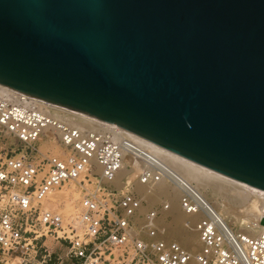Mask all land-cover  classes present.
<instances>
[{"label": "water", "instance_id": "1", "mask_svg": "<svg viewBox=\"0 0 264 264\" xmlns=\"http://www.w3.org/2000/svg\"><path fill=\"white\" fill-rule=\"evenodd\" d=\"M0 83L264 191V0H0Z\"/></svg>", "mask_w": 264, "mask_h": 264}, {"label": "built area", "instance_id": "2", "mask_svg": "<svg viewBox=\"0 0 264 264\" xmlns=\"http://www.w3.org/2000/svg\"><path fill=\"white\" fill-rule=\"evenodd\" d=\"M73 113L82 114L0 83V131L24 145L0 160V264H50L49 236L67 245L59 264L64 258L72 264H264V233L225 226L182 179L174 152L116 124ZM48 139L60 144L59 152H44L40 143ZM127 159L141 164V183L166 180L182 190L183 211L200 214L184 219L198 235V250L170 238L168 199L146 208L127 178L122 188L113 183ZM72 181L81 186L75 215L66 219L42 206L54 189ZM263 219L264 198L261 224Z\"/></svg>", "mask_w": 264, "mask_h": 264}, {"label": "bare ground", "instance_id": "3", "mask_svg": "<svg viewBox=\"0 0 264 264\" xmlns=\"http://www.w3.org/2000/svg\"><path fill=\"white\" fill-rule=\"evenodd\" d=\"M70 113L72 114V112ZM73 115L82 120H88L89 117H91V115L85 113H73ZM41 146L43 149L49 148L54 152H57L58 149H60V144H58L55 139L43 141ZM172 157L173 161L177 163L179 173L181 177H183L182 179H184L198 192L203 200L212 208L215 216L218 217L225 226H227L230 230L232 229L226 221L223 212L228 213L231 219L242 227V231L249 232L251 235L264 233V225L260 223V207L264 198V192L262 190L240 181L242 182L241 184L240 182H237L239 180L232 177L230 178L237 181L235 182L232 179L218 176L215 174L217 171L214 172L215 170L212 171V169L198 164L177 153H172ZM141 170L142 166L140 163L127 159L124 168L120 171L113 183L117 187L122 188L124 186L122 179L127 178L129 182L134 184V190L150 203H154V198L157 197L159 199V197L165 195L171 203L170 213L172 214L171 216H173V220L176 224L180 223L183 217L191 216L195 219L200 216L199 213L187 215L182 208L180 209V197L182 190L178 186H172L166 180H162L153 186L141 183L138 179ZM96 171L101 172V169L98 167ZM90 187H92V185H90ZM80 188L81 186L78 182L72 181L65 189H54L48 197L42 201V206L52 209L57 208L58 212L68 219L75 215L78 211ZM208 189L216 195L223 192L226 194L228 203L226 202L227 205H225V211L224 209H222L223 211H220V208L218 210V207L213 205L206 197L204 190ZM175 200H178L179 203H176ZM172 235L178 237V241L183 243L190 250H198L200 247L199 238L195 232L178 227L172 230Z\"/></svg>", "mask_w": 264, "mask_h": 264}, {"label": "rangeland", "instance_id": "4", "mask_svg": "<svg viewBox=\"0 0 264 264\" xmlns=\"http://www.w3.org/2000/svg\"><path fill=\"white\" fill-rule=\"evenodd\" d=\"M42 144L43 143L41 141L40 146ZM23 149H24V145H22L18 141L17 138H15V137H13V136H11L9 134H6V133L0 131V160H2L3 158H5L6 155L16 154V153L20 152ZM47 151H53V150L52 149H49V148L48 149H44V152H47ZM59 151H60V149H58V152ZM214 172H216V171H214ZM215 174H217L218 176H223V177L228 178V179H232V178H230L228 176H225L223 174H220L218 172H216ZM232 180L235 181V182L237 181V180H234V179H232ZM237 182H240V181H237ZM240 183L242 184V182H240ZM70 184H71V182H68L65 185H63L62 187L57 188V189H59V190L65 189ZM109 184H111V183H109ZM204 194L206 195V197L210 200V202L213 205H215V206L218 207V210L220 208V211L222 209H224L225 208V205H227V203H228V200L226 198L227 196H226V194L224 192L221 193V194H219V195L218 194L216 195L213 192H211V190L208 189V190H204ZM157 199H158L157 197L154 198V203H150V202L147 201V203L145 204L146 208L151 207V206H158V205H160V203L163 200H165L167 198L165 197V195H163V196L159 197L158 200ZM175 201H176V203H179L178 200H175ZM180 209H181V206H180ZM55 210L58 211L57 208ZM224 211H225V209H224ZM169 214H170V218H169V221H168L169 222V236L172 239H179L178 237L172 235V230H174L175 228H178V227H180L182 229H186L185 226H184V223H183L184 222V219L186 217H183L182 218V221L180 223H177L176 224L174 222V220H173V216H171L172 214L171 213H169ZM223 214H224V216L226 218V221L228 222V224L230 225V227L234 231H242V227L239 226L233 219H231V217L229 216L228 213L223 212ZM262 225H264V219L262 220ZM172 226H174V227H172ZM46 244L48 245L49 249L53 253L52 254V261L50 262V264H59V262L62 260V258L60 259L59 257H64V255H65V253L67 251V245L65 243L64 244H61L53 236H49L48 237V239L46 241ZM62 264H72V262L69 261V260H67L66 258H64Z\"/></svg>", "mask_w": 264, "mask_h": 264}]
</instances>
